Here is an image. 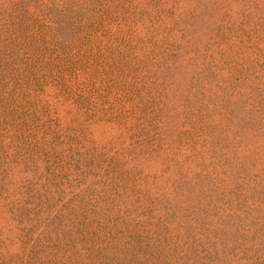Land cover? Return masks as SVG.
Returning a JSON list of instances; mask_svg holds the SVG:
<instances>
[{"label":"rangeland","instance_id":"374dc122","mask_svg":"<svg viewBox=\"0 0 264 264\" xmlns=\"http://www.w3.org/2000/svg\"><path fill=\"white\" fill-rule=\"evenodd\" d=\"M2 115L0 264H264V0H0Z\"/></svg>","mask_w":264,"mask_h":264},{"label":"trees","instance_id":"16d2710c","mask_svg":"<svg viewBox=\"0 0 264 264\" xmlns=\"http://www.w3.org/2000/svg\"><path fill=\"white\" fill-rule=\"evenodd\" d=\"M33 119H36V117H33ZM0 120H1V123H2V126H1V128H5V126H6V124L8 123V121H7V117H6V115H2L1 116V118H0ZM40 120V119H39ZM45 123L46 122H38V124H40L41 126H44L45 125ZM7 129L8 128H5V131H7ZM52 131V129H51V127L50 126H47V127H45V129H44V131H43V134H47V133H49V132H51ZM56 131V130H55ZM10 133V132H9ZM56 134V133H55ZM0 135H6V134H4V133H0ZM10 138L11 139H13V140H11L10 141V143H14V147L15 148H20L19 147V145H18V143L16 142V141H14V136H13V134L12 133H10ZM32 136H33V133H28L27 135H26V137L24 138V142L25 143H32V140L30 139V138H32ZM53 144V143H52ZM25 146H27V145H25ZM54 147H49V148H47L46 149V155H45V160L46 161H48V162H50L49 161V156L48 155H50L51 153H59L60 155L61 154H64V155H67L68 154V152H69V150L71 149V145L70 144H68V146L67 147H65V148H61V149H58V148H56L55 146L56 145H53ZM34 148V147H33ZM51 148V149H50ZM38 148H35V150H37ZM65 151H66V153H65ZM32 153V152H31ZM68 157H70V156H68ZM58 162L60 161H62L63 162V159L62 158H57L56 159ZM71 162V161H70ZM49 166H50V163H47V165L46 166H44V169H48L49 168ZM62 166H63V164H62ZM61 166V167H62ZM40 176H42L43 178L45 177V174H40ZM27 191V190H26ZM26 191H25V193H23V194H25L23 197H22V201H21V204L19 205V207L21 208V209H26V204L28 203V202H30L31 201V199H32V197L35 195V193H33V194H29V193H27L26 194ZM36 192V191H35ZM12 204V203H11Z\"/></svg>","mask_w":264,"mask_h":264}]
</instances>
